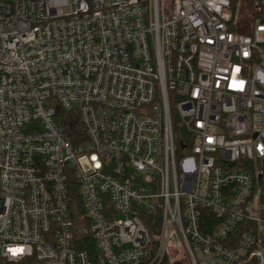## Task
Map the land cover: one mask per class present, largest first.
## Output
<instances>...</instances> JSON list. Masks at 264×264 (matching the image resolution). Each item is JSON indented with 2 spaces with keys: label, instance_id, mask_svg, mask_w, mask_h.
Instances as JSON below:
<instances>
[{
  "label": "built area",
  "instance_id": "1",
  "mask_svg": "<svg viewBox=\"0 0 264 264\" xmlns=\"http://www.w3.org/2000/svg\"><path fill=\"white\" fill-rule=\"evenodd\" d=\"M263 16L264 0H0V264H264ZM245 221L259 232L227 243Z\"/></svg>",
  "mask_w": 264,
  "mask_h": 264
},
{
  "label": "trees",
  "instance_id": "2",
  "mask_svg": "<svg viewBox=\"0 0 264 264\" xmlns=\"http://www.w3.org/2000/svg\"><path fill=\"white\" fill-rule=\"evenodd\" d=\"M263 20H264V16H263ZM170 106H171V111H172V116H173V123L175 125V134L178 139L180 137V133L185 134V130L182 127H179L177 124V121H176L177 120L176 119L177 110L175 108V100L172 96L170 97ZM72 129L73 127L71 128V130ZM254 180H255L254 196L255 198H257L258 196L259 204H260L259 212L262 216H264V159L258 163V166L256 168H254ZM83 212H84V209L81 204V198L76 191L74 193L73 205H72V215H73L74 222H75V229H74L75 241L78 242V244L81 247L89 249L92 252L95 250V244L93 240H91L90 236H87L86 234L82 232L83 225H85V222L82 219ZM202 218L203 220H205V224H203V227H202L203 229L209 228V230H211V228L217 223V218L209 210L203 211ZM260 228H261V225L255 221L241 222L237 226L235 231L230 234V237L227 239V243L229 241L231 242V245H232V243L233 242L235 243V241L237 242V240H239V238H241V236L244 233L248 231H253L255 233H258Z\"/></svg>",
  "mask_w": 264,
  "mask_h": 264
},
{
  "label": "rangeland",
  "instance_id": "3",
  "mask_svg": "<svg viewBox=\"0 0 264 264\" xmlns=\"http://www.w3.org/2000/svg\"><path fill=\"white\" fill-rule=\"evenodd\" d=\"M247 20L248 21H250L251 19L249 18V17H247ZM256 200H257V202L259 203V199H258V196H257V198H256ZM256 205V204H255ZM259 204H257V206H258ZM152 235L154 236V234L152 233ZM172 243V245L174 244V242H171Z\"/></svg>",
  "mask_w": 264,
  "mask_h": 264
},
{
  "label": "snow or ice",
  "instance_id": "4",
  "mask_svg": "<svg viewBox=\"0 0 264 264\" xmlns=\"http://www.w3.org/2000/svg\"><path fill=\"white\" fill-rule=\"evenodd\" d=\"M15 251H22V250H15Z\"/></svg>",
  "mask_w": 264,
  "mask_h": 264
}]
</instances>
